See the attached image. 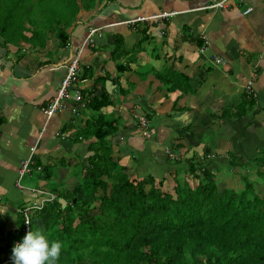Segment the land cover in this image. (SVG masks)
Instances as JSON below:
<instances>
[{"label": "crops", "instance_id": "0c3cea01", "mask_svg": "<svg viewBox=\"0 0 264 264\" xmlns=\"http://www.w3.org/2000/svg\"><path fill=\"white\" fill-rule=\"evenodd\" d=\"M210 1L212 0H104V2L96 0L93 5L95 9L80 10L79 15L74 19L75 22H71L73 27L68 28L70 32L67 46H59L54 31L53 38L45 36L42 45L28 44V39L17 40L19 48L12 44L0 45V117L2 118L0 123V191L2 192L0 193L4 196L6 191L11 193L14 195L12 201L15 198L23 199L28 195L25 187H17L14 183L18 162L30 154L29 147H33V150L35 148L31 155L38 158L39 162L40 157H46V161L40 162L41 164L54 165V171L59 174L54 181H59L60 173L63 172L61 168L55 167L60 160L67 159L74 166L79 164V172L82 174L87 156L92 153L89 143L94 141V137L88 136L85 132V137L80 138L81 128L94 113L70 100L65 102V108L53 112L50 116H46L42 108L54 96L64 74L63 67L70 55L85 45V32L88 26L101 28L100 35H96L94 39V44L101 46V49L86 55L84 63L92 66L93 72L83 80H78L76 86L83 92L94 88L93 92L97 95L100 94L101 82L96 77H104V89L110 95L113 107L106 106L101 111L110 112L126 122V127H117L112 135L105 138V143L110 145L111 156H117L118 163L125 165L132 177L140 179L143 176L144 167L140 163L142 162L140 157L145 154L147 157L152 155V159L148 157L151 160L154 159L153 154L161 155L155 159V167L162 168L159 163L161 160L164 166L167 165L161 146L170 149L169 151L173 153L168 145L173 146L180 142L181 146L174 152L178 151L177 153L182 154L184 158H188L193 153L201 158L204 143L198 140L202 141V136L204 139L205 133L210 131V126L215 122L218 125L217 130L211 132L222 137L214 138L212 135L210 139L206 138L210 145L214 146V148L208 147L207 153L213 161L222 154H226L227 157L231 152H238L240 148L237 147V142L241 138L250 141L251 147L262 143L264 0H225L223 7L204 9L206 3ZM247 6H251L252 10L243 14ZM162 11L175 13L162 19L149 17ZM136 17L148 19L143 20L142 24L118 23ZM77 24L78 26L74 27ZM25 30L22 33L29 36L30 31L27 34ZM199 32H203L207 40V47L203 53L198 52V44L195 40ZM117 34L123 37L124 44L133 55V60L129 62L126 61V57L122 58L123 61L120 59L122 64L125 62L128 66V70L123 72L115 70L114 61L108 58L110 48L105 47V44H110ZM211 55L219 56L223 63H214ZM117 73L118 77L115 75ZM155 73L164 78L176 79L175 75H182L187 81L179 86L177 83H172L177 88L168 90V84L157 79ZM249 78L252 79V89L255 92L254 104L249 114L242 117L224 115L222 113L224 109L237 106L243 99L242 85ZM107 80L110 81V86L106 88ZM124 80L128 81L131 88L125 94H121L116 90L117 86L114 83H120L119 87L127 89L128 84L125 86ZM184 86L186 91L181 92L178 87ZM169 100L173 103L171 109L172 106L177 109L179 104L178 110L170 116L165 112ZM155 101L159 102L161 115L157 113ZM71 107L77 108V117L71 113ZM136 108H139L138 114L145 115L149 119L148 135L154 138L144 137L142 130H139L135 135L132 133L127 135L128 132L125 134L127 138L125 147L120 146L119 141L107 140L121 133L122 130L137 129L132 127L134 123L130 125L129 122L128 125L127 122L128 117H131V122L135 118ZM176 116L178 119L174 120ZM246 123L248 125L245 127ZM69 125L70 127L65 129ZM220 127L223 131H219ZM65 135H68L69 140L63 139ZM14 143L17 144V153L10 152L12 149L10 144ZM186 146H189L187 150H185ZM120 149H122L121 156L118 153ZM69 152L80 158V161L75 157H69ZM7 153L13 154L14 157H8ZM132 153L135 155L134 158H131ZM124 154L127 157H124ZM52 158L56 161L53 162ZM124 161L128 163L124 164ZM130 163L138 165L131 168L127 165ZM176 166L185 167L180 163ZM211 168L216 167H210V171ZM38 171L36 168L31 171L38 177L35 183L41 179L44 186L49 180L37 173ZM72 173L68 176L71 181L76 178L72 175L77 171ZM161 173L159 177L166 174L164 169ZM19 179L17 178L18 182ZM29 182L21 185H28ZM61 187L65 185L62 184Z\"/></svg>", "mask_w": 264, "mask_h": 264}, {"label": "trees", "instance_id": "16d2710c", "mask_svg": "<svg viewBox=\"0 0 264 264\" xmlns=\"http://www.w3.org/2000/svg\"><path fill=\"white\" fill-rule=\"evenodd\" d=\"M50 1L0 0V45L7 46L12 42L16 44L20 39H28L34 45L33 38L42 43L35 22L30 20L31 17H36L37 9L33 12L32 8L45 10ZM73 4L76 7L71 0V5ZM85 7L89 8V5ZM56 11L60 13L59 18L57 13L46 17L50 26L55 24L48 29L54 31L59 46H67L70 31L66 28L68 25L69 28L73 27L67 14L72 19L76 10ZM22 20L37 29L30 30V35L25 36L22 33L25 30ZM143 22L120 24L134 25ZM39 26L45 28L47 25ZM113 39L114 47L110 48L108 58L114 61L117 72H123L128 70V66L125 62L121 63L122 58L126 57L129 62L133 60V55L121 35L117 34ZM195 40L198 45L203 41L201 38ZM98 49L101 46H96L92 38L85 41L78 56L79 71L75 74L77 81L93 72L92 66L84 63V59L90 52ZM155 76L168 84V90H174L187 81L182 75H175L177 79L164 78L156 73ZM96 78L101 82L100 94L95 95L93 87L88 92L80 91L82 98L86 100L83 106L94 113L81 128L82 133L86 132L94 137V141L89 143L92 153L87 156L82 174H74L76 178L71 181L66 173L61 172L59 181L55 182L54 179L59 174L54 171V166L49 163L41 164L38 158L32 157L31 169L39 166L37 173L49 181L42 187L36 186L31 193L27 192L30 193L29 199L35 200L40 196L48 199L42 200L39 209H26L31 202L29 200L13 203L16 207L13 211L15 226L6 227V223L0 220V264H14V245L21 243L29 231L37 229H43L50 239L62 243L58 264H264V195L253 192L246 173L239 172L244 182L240 189L227 186L219 189L215 176L210 171L212 158L207 155L211 145L202 136V141L198 140L204 143L201 158L195 153L188 158L178 153L170 157L164 152L168 148L159 145L164 161L180 160L179 163L185 165L182 175L173 178L174 195L160 190V186L154 184L152 171L142 173L140 179L132 177L126 166L118 163L117 156H111L110 145L105 143V138L112 135L117 127L125 126L126 122L118 121L119 118L110 112L101 111L103 107H113V102L104 89V77ZM172 83H177V86ZM114 84L121 94L131 88L129 83L127 89L119 87L117 82ZM178 89L186 91L185 86ZM242 93L243 99L237 106L224 109V115L242 117L249 114L255 97H246L243 91ZM175 110L178 108L172 106V112L167 115L170 116ZM141 116L143 122H140V117H135L132 127L149 132V119L145 115ZM247 125L248 123L245 127ZM181 144L178 142L168 146L174 151ZM250 145L248 140L238 142L237 147L241 149L242 157L240 154L229 153L226 157L227 165L243 168L247 164L251 165L252 172L264 184V140L257 146ZM187 148L189 146L185 150ZM131 156L135 157L133 153ZM224 169L226 168L221 167L216 172ZM186 174L195 183H187ZM158 183L161 184V179ZM62 184L65 187H61ZM24 214L28 218L27 226L24 224Z\"/></svg>", "mask_w": 264, "mask_h": 264}, {"label": "rangeland", "instance_id": "374dc122", "mask_svg": "<svg viewBox=\"0 0 264 264\" xmlns=\"http://www.w3.org/2000/svg\"><path fill=\"white\" fill-rule=\"evenodd\" d=\"M56 1L58 2V0H51L50 1V4H48L47 8L45 10H42V11H40L38 8H32L33 12H35L34 10H36V9H37V11L35 12V16L36 17H31L30 20L33 23L35 22L34 24L38 28V32H39V36H40L41 40H45L46 39L45 36L47 38H53L52 35H54V34H52V30L49 31V29H48V27H54L55 26V24H52L53 26H50L49 25V22L46 20V17L49 14H52L53 15L54 13H57V17L59 18V14L60 13H58L56 11L57 9H61L62 12L63 11L71 12L72 10L74 11V9H75L76 10V14H75V16L72 19L70 18L69 14H67L68 21L70 23L71 22H75L74 19L77 18V15H79L80 10L90 11L92 9H95V7H93V5H95V2H96V0H72L76 4V7H77L76 8V7H74V4H73V6L71 5V0H62V2H60V3L58 2V4H56ZM100 2H104V0H100ZM88 5H89V8H86L85 6H88ZM79 22L82 23L81 21H79ZM39 24H44V25H47V26L45 28H43V27H40ZM22 25L26 29L25 32H27V34H29L28 32L30 31L31 28H33V25L28 24L24 20H22ZM76 26H78V24L75 25L74 27H76ZM90 27H93V26H90ZM37 28L34 27L33 28V31H35ZM68 28H69V25L67 26L66 30ZM56 30H57V27H56ZM91 38H92V41L94 42L95 41L94 39L96 38V34H94ZM36 40H38V39L33 38V40H32L35 45L36 44L37 45H42V43H39ZM27 43L29 44V42H27ZM12 44L15 45L17 48H19V46H20L17 43L14 44L12 42ZM105 47L106 48H113L114 47L113 38H112V42L110 44H105ZM58 73H59V71H58ZM134 74H136V72H134ZM115 75L117 77L119 76L118 73L115 74ZM124 84L126 86V84H128V81L127 80H124ZM119 85H120V83H119ZM161 95H163V94L161 93ZM163 101H164V98H163L162 102ZM154 103H155V107H156L157 113H160V115H161L162 114V111H161L162 109H161V107H159V104H158L159 102L155 101ZM156 105H158V106H156ZM171 105H173L172 100L171 101L169 100V102L167 103V106L165 107V109H166L165 112L166 113L172 112ZM178 107H179V104H178V106L176 108H178ZM138 109L139 108H136L135 109L136 113L134 114V117H140L142 119L143 117L141 116V114H138V112H137ZM76 115L77 114H75V117H77ZM114 117H116V115ZM173 119L175 120V119H178V118L176 116ZM128 120H129V121H127L128 122V125H129V122H130V125H131L133 123V121L131 122V117H128ZM118 121L121 122L120 119H118ZM168 121H170V120H168ZM170 122H167V123H170ZM68 127H70V125L69 126H66L65 129H67ZM217 127H218V125H217L216 122L214 123V125H211L210 128H209L210 131H208L209 133L206 132L204 138L210 139L212 137V135H213V133L211 132V130L212 131L217 130ZM221 130L223 131V128L222 127H220L219 131H221ZM118 131H119V129H118ZM138 132H139V129H134V130H131L130 129V131H127L125 129V131L122 130L121 133L115 135L113 138L110 137L107 140H110V141H119V145L122 146V147H125V142L127 140L125 134L127 133V135H130L132 133V135H135V134H138ZM142 135H143V132H142ZM144 135H147L148 136V131L147 132L145 131V134ZM65 136L66 137H64L63 139L69 140V137H67L68 135H65ZM88 136H89V134H88ZM90 136H92V135L90 134ZM213 136H214V138L222 137V135H219V134H215ZM81 137H85V133L84 132L81 133L80 138ZM70 138L72 139V136H70ZM75 138H73V140H75ZM82 140H84V138H82ZM262 140H264V138H262ZM240 141H242V138L238 140V142H240ZM70 142H72V141H70ZM10 145H11V147L13 149V150L10 149V152L11 153H13V152L17 153V148H16L17 144L14 143V144H10ZM209 147L210 148H214V146H209ZM34 150H35V148H34ZM34 150H33V152H34ZM121 150L122 149H120V152L118 150V153H119L120 156L122 155V151ZM177 152L176 151L175 152L173 151V156H175ZM235 153L236 154H240V156L242 157V155H241V149H239V151L238 152H235ZM256 154H258V152ZM7 155H8V157H14V155L13 154L10 155V153H7ZM153 155H155L153 160H151L152 159V155H148V157H151V159L148 158L146 156V154L143 157H140V160L142 161L140 163L144 167V169L142 170L143 174L144 173H147L148 170L149 171H152V173H153V175L155 177L154 184L156 186L159 185L160 186V190L169 192L172 195H174L173 194V190H172V185H174L173 178H175L176 176L182 175V169L184 167H182V166H176V164H174L171 160H166V162H168V165H165L164 166V163H162L163 160H161L159 163L161 164V167L162 168L159 169V168L155 167V165H154L155 162L154 161H155L156 158L160 157L161 155L160 154H157V155L156 154H153ZM68 156L69 157H75V158L78 159V161H80V158H78L75 154H72L71 152L68 153ZM123 156L124 157H127V155L125 156V154ZM32 157H34V156H32ZM180 158H181V156H180ZM148 159H149V161H147ZM181 159H183V157ZM44 161H46V157H40V162L41 163H44ZM52 161L55 162L56 159L52 158ZM214 161L212 160L210 165H211V167L213 166V167H216V168H211V171H212V174L215 176V181H216V184L219 187V189L221 187H225V186H227V187H233L236 190L240 189L242 187V185H243L244 182L241 179L239 172H244L247 175L248 182L251 184V187H252L253 192H258L260 195H264V184H263L262 180L257 175H255L252 172V166L251 165H248L247 164L245 168L239 167V166L230 167L229 165H227L226 154H222L221 157H219V156L216 157V159ZM19 163H20V161L18 162L17 177H16V181L14 183L15 186H17V187H25L26 188V191L31 193L33 190H35V188H36L37 185H39V186H42L43 185V180L40 179L41 176H39L40 177L39 178L40 181L35 183V181H36V179L38 177L34 173H32V172H30V173H23L24 175L19 179V182H18L17 181V178L19 177V174H18ZM81 163L82 162H80V164ZM126 163H128V161ZM126 163L124 161V164H126ZM127 165L130 166L131 168H134L138 164H136V163L135 164L134 163H130V164H127ZM180 165H182V164H180ZM55 167L61 168L62 169L61 171H63V172H66L67 171L66 174L68 176H70L71 174H73L72 171H77V173L79 172V164L74 166L72 163H69V161L67 159L60 160L58 163L55 164ZM221 167L222 168H226V169L222 170L221 172L219 171V174H218L216 172V169H220ZM162 169H164V171L166 172V174L159 177L158 175L161 174ZM77 173H75V175ZM75 175H72V177L74 178ZM184 177H185V175H184ZM160 179H161V184L158 183V181ZM185 179H186V182L189 183V184H190V182L191 183H195V181L194 180H191L190 179V176H187V174H186V178ZM28 181H30L28 183V185H26V184L24 186L21 185L23 183H27ZM39 186H37V187H39ZM0 192H2V191H0ZM5 193H6L5 196L0 193V220L2 222L6 223V227L15 226L13 211L15 210L16 207L14 206V204H17V202H19L20 200H23V199L25 201H27L29 199V194L30 193L29 194L27 193L28 195L25 198H23V199H16L15 198L14 201H12L14 195H12L11 193H8L7 191ZM35 200H37V199H35ZM13 202H14V204H13Z\"/></svg>", "mask_w": 264, "mask_h": 264}, {"label": "built area", "instance_id": "2783aa9c", "mask_svg": "<svg viewBox=\"0 0 264 264\" xmlns=\"http://www.w3.org/2000/svg\"><path fill=\"white\" fill-rule=\"evenodd\" d=\"M225 3V0H212L208 3H206V5L203 7L204 9H212V8H220L223 7ZM252 10L251 6H247L244 11L242 12L243 14H246L248 12H250ZM175 12H166V11H162L158 14H154L151 15L149 17L153 18V19H157V18H165L169 15L174 14ZM147 17H137L134 19H130V20H126L124 22H128V23H132L134 21L137 20H143L146 19ZM148 19V18H147ZM119 23H123V21L119 22ZM93 34H97L99 35V28L96 27H88L87 28V33L85 36V41L86 40H90L91 36ZM199 38H201L203 41L201 42V44L198 46V52L199 53H203L204 50L207 47V40L205 35L203 34V32H199L198 33ZM79 52H80V47L78 49H76L69 57L68 61L65 63L64 65V74L60 79L59 82V86L57 87L54 96L49 99L45 106L42 108L43 113L46 116H50L53 112L55 111H59L63 108H65V102H67L68 100L72 101V103H76L79 106H83V101L84 99L81 96V90L80 87L76 86V82H77V78H76V73L79 71V65H78V56H79ZM211 59L214 63H218V64H222L223 60L216 55H211ZM243 88V92L245 93L246 97L251 96V97H255V92L252 89V79L249 78L247 79L244 84L242 85ZM70 91V93H69ZM77 108L76 107H71L70 111L73 114H77ZM140 122H143V118H139ZM143 134H145V131H142ZM30 150V154L24 158L20 160L19 163V170H18V174L19 176L23 175V173H29L31 170V165L33 163L32 161V152H33V147H29ZM39 166H36V169H38ZM46 198V197H44ZM44 198H39L38 200H33L31 201V203L26 207V209H39L40 204L42 203V200H44ZM48 199V198H46ZM25 220L24 223L27 226V221L28 218L26 216V214H24Z\"/></svg>", "mask_w": 264, "mask_h": 264}, {"label": "clouds", "instance_id": "9594fccd", "mask_svg": "<svg viewBox=\"0 0 264 264\" xmlns=\"http://www.w3.org/2000/svg\"><path fill=\"white\" fill-rule=\"evenodd\" d=\"M143 20H147V18ZM83 102H85V100ZM164 152L166 153V155L173 157V153H171L169 149H165ZM21 176H19L18 179ZM39 198L42 197H38L37 200ZM28 200L33 201L34 199ZM61 251L62 243L59 240H52L43 229H37L35 231H29L23 238V241L21 243H17L14 245L12 249V259L14 261V264H58L61 256Z\"/></svg>", "mask_w": 264, "mask_h": 264}, {"label": "water", "instance_id": "95a60500", "mask_svg": "<svg viewBox=\"0 0 264 264\" xmlns=\"http://www.w3.org/2000/svg\"><path fill=\"white\" fill-rule=\"evenodd\" d=\"M108 86H110V81L109 80L105 81V87L107 88Z\"/></svg>", "mask_w": 264, "mask_h": 264}]
</instances>
